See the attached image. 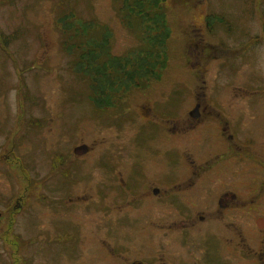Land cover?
<instances>
[{"label": "rangeland", "instance_id": "obj_1", "mask_svg": "<svg viewBox=\"0 0 264 264\" xmlns=\"http://www.w3.org/2000/svg\"><path fill=\"white\" fill-rule=\"evenodd\" d=\"M147 77L156 82L144 91ZM203 85L210 104H239V139L263 167L253 146L264 156V0H0V207L13 206L0 220V264H73L76 236L91 228L79 222L88 215L77 188L105 197L114 169L139 175L142 156L163 142L161 118L181 119ZM145 101L159 121L126 122ZM80 143L94 147L89 165L102 150L99 167L54 158ZM105 202L96 228L123 233L132 214L119 204L108 215Z\"/></svg>", "mask_w": 264, "mask_h": 264}, {"label": "flooded vegetation", "instance_id": "obj_2", "mask_svg": "<svg viewBox=\"0 0 264 264\" xmlns=\"http://www.w3.org/2000/svg\"><path fill=\"white\" fill-rule=\"evenodd\" d=\"M147 80L150 83L140 87L144 91L155 81ZM205 96L204 85L203 90L195 88L194 100L181 119L161 118L163 142L142 156L139 175L138 170L114 169V179L104 188L108 191L105 197H100L96 187L77 188L75 204L88 215L79 222H88L91 228L76 236L79 249L69 252L75 259L73 264H95L106 258L119 260V264H264V164L255 165L245 151L246 143L239 139V104H210ZM146 101L139 106L138 118L128 113L124 120L130 125L135 119L159 121ZM255 129L257 135L260 129ZM254 140L252 137L247 142L252 145ZM107 143L115 147L114 142ZM80 146H85L84 151L77 152ZM253 148L258 158H264L259 143ZM101 151L91 165L87 158L95 150L86 143L74 145L69 156L58 153L54 158L60 166L78 161L94 169L99 167ZM243 161L250 164H241ZM30 193L33 195L32 190ZM102 199L108 215L119 204L132 214L134 219L128 221L123 233H99L102 230L96 226L104 220L97 202ZM33 200L39 205L47 198L37 193ZM57 204L62 206V200ZM21 207L14 212L20 214L27 208L20 211ZM10 210L11 205L0 207V220ZM16 217L11 224H16ZM13 225L10 238L17 255L25 259L19 252L22 236L13 233ZM84 242L90 244L84 246Z\"/></svg>", "mask_w": 264, "mask_h": 264}, {"label": "water", "instance_id": "obj_3", "mask_svg": "<svg viewBox=\"0 0 264 264\" xmlns=\"http://www.w3.org/2000/svg\"><path fill=\"white\" fill-rule=\"evenodd\" d=\"M84 148H85V146H82V147H79V148H77V149H75L77 152H81V151H84Z\"/></svg>", "mask_w": 264, "mask_h": 264}, {"label": "trees", "instance_id": "obj_4", "mask_svg": "<svg viewBox=\"0 0 264 264\" xmlns=\"http://www.w3.org/2000/svg\"><path fill=\"white\" fill-rule=\"evenodd\" d=\"M126 78H127V76L124 77V79H126Z\"/></svg>", "mask_w": 264, "mask_h": 264}]
</instances>
